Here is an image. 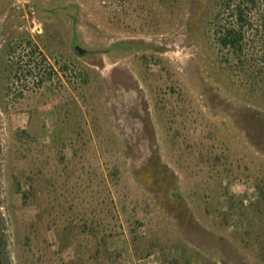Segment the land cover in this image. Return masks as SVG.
<instances>
[{"label": "rangeland", "instance_id": "rangeland-1", "mask_svg": "<svg viewBox=\"0 0 264 264\" xmlns=\"http://www.w3.org/2000/svg\"><path fill=\"white\" fill-rule=\"evenodd\" d=\"M260 1L233 63L221 0H0V264H59L57 230L93 215L115 233L107 264H163L176 240L211 264H264ZM39 5L60 10L32 17ZM115 42L133 48L93 53ZM38 174L51 183L37 220L17 183ZM93 243L62 256H93Z\"/></svg>", "mask_w": 264, "mask_h": 264}, {"label": "trees", "instance_id": "trees-1", "mask_svg": "<svg viewBox=\"0 0 264 264\" xmlns=\"http://www.w3.org/2000/svg\"><path fill=\"white\" fill-rule=\"evenodd\" d=\"M208 0H201L202 3H206ZM260 0H221L222 6H223V12L231 10L234 20V25L229 27H223L220 29V45L223 49H229L232 55V61L233 63L241 62V57L243 54V41H244V28L247 25L248 18H247V11L253 12L255 7L260 4ZM244 6V7H243ZM29 7V13L32 17L37 14L38 17H44V16H56L58 15V11L60 10L59 6H36L35 12L33 9H31V6ZM76 9H79L78 5H75ZM220 13H218L219 15ZM217 15V16H218ZM246 15V16H245ZM216 16V15H215ZM214 16V17H215ZM200 20L199 17L196 18V21ZM186 34L189 35V37H193L195 34V28L192 26H188L186 28ZM133 46L128 44H122L121 42H115L112 44L109 48H106L105 50L93 52L96 54H105L110 52L113 49H119V50H127L132 49ZM79 48L76 49L77 53L80 54ZM84 53H86L84 51ZM17 69V68H16ZM20 70H15V74H18ZM70 142V141H68ZM58 146V143L53 140L50 144V150H53V148H56ZM59 151L58 154L62 156V159L65 160L66 156L68 155V152L70 150L69 145L66 143H63L62 145H59ZM66 162V161H65ZM68 163V164H67ZM65 165L63 175L66 174L65 181L72 178L69 169L70 166H72V161L67 162ZM116 172V171H115ZM104 183L106 182V190H107V204L106 207L109 208V206H115V200L112 197V192L109 188V184L106 179L103 180ZM50 181H45L44 177L41 174L33 175V176H27L26 183L29 186L28 191H23L22 184L20 182L17 183V191L21 193L23 200L25 203L27 201H32V203L37 205L36 210V219H40L41 217V210H40V197L45 192L44 184L48 183ZM51 183V182H50ZM52 185V184H51ZM43 186V187H42ZM106 202V200H105ZM110 211V209H108ZM110 213V212H109ZM137 228L142 227V223L137 222L136 223ZM34 229H36L35 224L32 225ZM56 228V227H55ZM132 232V248L134 250L135 254H140L138 252V243H142L145 239L144 236L137 234L136 231ZM58 237L60 239V248H59V264H107L109 261H111L115 256H119L120 254L116 253L115 251L109 250V245L112 241V239L115 237V233L112 232V230H109L106 225L104 224V221H102L99 217H96V215L92 217L90 222L85 221L83 224L78 226H66L62 229L61 235L60 230H57ZM84 235H90L93 238V249L90 251L94 253L93 256H91L88 252L86 253V256H82L80 258H77L75 260L65 261L62 254L64 250L72 246L74 241H76L78 238ZM171 246L168 249L167 252L162 251V259L163 264H211L209 262H206L205 260L201 261L199 260L198 254L193 251L191 248H189L183 241L176 240L175 242H170ZM153 249L150 251H146L142 254H140L138 257L140 259L148 258L152 255Z\"/></svg>", "mask_w": 264, "mask_h": 264}, {"label": "water", "instance_id": "water-1", "mask_svg": "<svg viewBox=\"0 0 264 264\" xmlns=\"http://www.w3.org/2000/svg\"><path fill=\"white\" fill-rule=\"evenodd\" d=\"M79 52H80V54H83V53H84V51H83V50H79Z\"/></svg>", "mask_w": 264, "mask_h": 264}]
</instances>
